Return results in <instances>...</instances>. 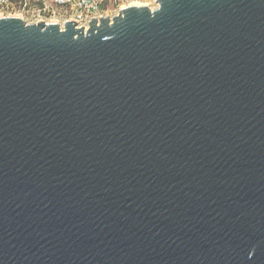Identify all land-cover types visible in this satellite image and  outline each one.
Returning <instances> with one entry per match:
<instances>
[{
    "label": "water",
    "instance_id": "95a60500",
    "mask_svg": "<svg viewBox=\"0 0 264 264\" xmlns=\"http://www.w3.org/2000/svg\"><path fill=\"white\" fill-rule=\"evenodd\" d=\"M0 17V264H264V0Z\"/></svg>",
    "mask_w": 264,
    "mask_h": 264
},
{
    "label": "built area",
    "instance_id": "2783aa9c",
    "mask_svg": "<svg viewBox=\"0 0 264 264\" xmlns=\"http://www.w3.org/2000/svg\"><path fill=\"white\" fill-rule=\"evenodd\" d=\"M134 0H0V15H19L36 23L57 21L64 28L74 21L78 28H89L92 18L113 19ZM156 1V0H151Z\"/></svg>",
    "mask_w": 264,
    "mask_h": 264
},
{
    "label": "rangeland",
    "instance_id": "374dc122",
    "mask_svg": "<svg viewBox=\"0 0 264 264\" xmlns=\"http://www.w3.org/2000/svg\"><path fill=\"white\" fill-rule=\"evenodd\" d=\"M137 1H140V2H143V3H148V7L151 9V10H155L157 9L158 5L154 2V1H151V0H137ZM14 16V15H13ZM15 17V16H14ZM16 17L24 20L27 24H36V22L34 20H31V19H25V18H22L20 17L19 15Z\"/></svg>",
    "mask_w": 264,
    "mask_h": 264
},
{
    "label": "bare ground",
    "instance_id": "6f19581e",
    "mask_svg": "<svg viewBox=\"0 0 264 264\" xmlns=\"http://www.w3.org/2000/svg\"><path fill=\"white\" fill-rule=\"evenodd\" d=\"M155 3H156V1H155ZM130 6H136V7H148V3H143V2H140V1H137V0H134V1H132L131 3H130ZM9 16H12V17H16V15H9ZM18 16V15H17ZM0 17H5V16H3V15H0ZM6 17H8V16H6ZM18 18V17H17ZM54 20H52L51 22H53Z\"/></svg>",
    "mask_w": 264,
    "mask_h": 264
}]
</instances>
